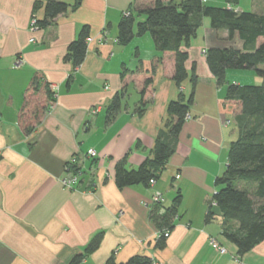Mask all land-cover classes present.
Segmentation results:
<instances>
[{"label": "crops", "instance_id": "obj_1", "mask_svg": "<svg viewBox=\"0 0 264 264\" xmlns=\"http://www.w3.org/2000/svg\"><path fill=\"white\" fill-rule=\"evenodd\" d=\"M46 1L0 0V264H69L96 234H101L99 246L79 264H105L112 253L117 262L140 254L153 264H264V239L239 255L222 235L221 214L206 219L209 201L219 189L215 180L238 136V104L226 98V84H217L205 60L208 48L230 44L228 32L202 18L189 45L180 47L188 55L187 78L177 85L173 53L157 50L150 33L137 34L138 23L146 19L137 11L153 0H79L75 7L76 0H62L68 4L64 13L31 30V19L42 17ZM255 3L251 1L252 7ZM218 5L228 6L225 0ZM125 12L134 16L135 34L120 44L118 23ZM85 25L89 40L75 66L65 55ZM232 40L241 47L236 34ZM35 73L57 89H51L53 97L40 122L25 132L19 116ZM147 78L151 82L142 94L146 107L137 114ZM226 79L242 84L228 71ZM118 91L124 92L126 109L106 124L107 107ZM180 94L193 95L190 118L158 179L118 188L116 163L125 158L128 168H136L151 156L156 137L165 130L168 103ZM89 148L97 157L80 158L84 173L79 183L63 186L66 160ZM155 193L163 198L158 204L152 202ZM178 193L176 214L159 247L161 224L153 211L164 212ZM209 237L227 252L214 250Z\"/></svg>", "mask_w": 264, "mask_h": 264}, {"label": "trees", "instance_id": "obj_2", "mask_svg": "<svg viewBox=\"0 0 264 264\" xmlns=\"http://www.w3.org/2000/svg\"><path fill=\"white\" fill-rule=\"evenodd\" d=\"M228 6L206 4L203 0H153L150 5L138 9L146 19L137 25V34L150 33L157 50L169 51L174 56L172 79L180 85L187 78L185 61L187 52L180 49L188 46L201 25L203 17L210 19V25L216 30L224 29L228 38L236 34L241 47H210L205 51V60L209 71L219 85L226 84V98L238 104L235 124L238 136L229 146L228 161L223 173L215 183L219 189L212 195L208 205L206 219L216 213L222 216V235L234 244L237 254H244L264 239V11L234 10L239 0H225ZM79 0H76L74 7ZM68 9L62 0H47L43 6L42 17H37L38 28L49 25L59 14ZM36 17V16H34ZM134 16L131 12L123 15L118 23V41L129 42L135 32ZM89 30L85 25L78 38L67 47L65 58L75 66L79 65L86 52V39ZM230 69H249L261 77L260 84H237L226 79ZM191 79H197L193 64ZM151 82L147 78L141 91L139 103L134 109L141 114L146 103L142 99L145 87ZM53 97L50 85L42 73H35L25 89L24 101L19 123L25 132H29L40 122L49 109ZM124 92H116L106 110L105 123L108 124L124 109ZM193 95L184 98L180 94L167 106L168 119L165 130L156 137L152 154L146 157L136 168H128L125 158L115 165V184L123 188L135 184L149 185L158 179L169 157L175 152L179 132L185 122ZM181 195L178 193L170 207L162 213L159 209L152 216L161 225L159 232L170 227L176 214ZM235 223V226L232 224ZM167 227V228H166ZM161 234L157 246H162ZM101 234H96L84 251L72 257L69 264H79L90 252L97 249ZM105 264H153L152 258L136 254L125 262H117L112 253Z\"/></svg>", "mask_w": 264, "mask_h": 264}, {"label": "built area", "instance_id": "obj_3", "mask_svg": "<svg viewBox=\"0 0 264 264\" xmlns=\"http://www.w3.org/2000/svg\"><path fill=\"white\" fill-rule=\"evenodd\" d=\"M128 12H125V15H127ZM38 29L37 26V17H33L31 19V30ZM34 39H30V41H33ZM89 39H86V42ZM20 63V61L17 62V64ZM57 87L54 85L52 86V90L55 91ZM190 115L187 114L185 119H189ZM97 157V152L93 148L87 149L86 152H82L81 154H73L71 155L65 162L64 167H63V176L60 179V182L63 186L67 188H73L77 183H79L83 173L84 169L83 166L80 164V158H96ZM162 195L160 193H155L152 196V202L155 204H158L162 201ZM212 206H216V203L214 201H211ZM163 235L164 237L168 236V231L164 230L163 232H157L156 237L158 238L160 235ZM209 245L219 252L220 254L226 253L225 247L220 244L216 238L214 237H209L208 239Z\"/></svg>", "mask_w": 264, "mask_h": 264}, {"label": "rangeland", "instance_id": "obj_4", "mask_svg": "<svg viewBox=\"0 0 264 264\" xmlns=\"http://www.w3.org/2000/svg\"><path fill=\"white\" fill-rule=\"evenodd\" d=\"M209 1H210L209 2L210 4L218 5V4H222L224 0H209ZM251 1L252 0H239L236 6L243 8L245 10H250V11L255 10L254 12L264 11V0H255L257 4L255 3L254 7H252ZM205 18H208V17H205ZM136 20H139V19L136 18ZM233 45H235V41L230 39V44L227 46H233ZM194 53L202 55L201 51L197 50L196 48L194 50ZM229 73H232L233 78H236L242 84H260L262 82L261 77H259L257 74H255L252 70H249V69H230L228 70V75ZM50 89H52V87H50ZM210 202L211 200L209 201V203ZM228 244H229L228 247H231L230 246L231 244L230 243Z\"/></svg>", "mask_w": 264, "mask_h": 264}]
</instances>
